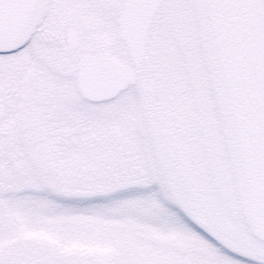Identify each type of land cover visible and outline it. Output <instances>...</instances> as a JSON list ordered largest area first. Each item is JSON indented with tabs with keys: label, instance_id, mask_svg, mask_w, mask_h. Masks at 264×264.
<instances>
[{
	"label": "snow or ice",
	"instance_id": "obj_1",
	"mask_svg": "<svg viewBox=\"0 0 264 264\" xmlns=\"http://www.w3.org/2000/svg\"><path fill=\"white\" fill-rule=\"evenodd\" d=\"M0 264H264V0H0Z\"/></svg>",
	"mask_w": 264,
	"mask_h": 264
}]
</instances>
